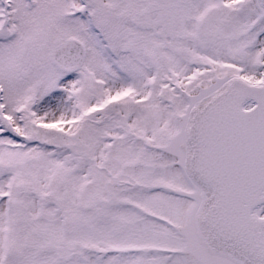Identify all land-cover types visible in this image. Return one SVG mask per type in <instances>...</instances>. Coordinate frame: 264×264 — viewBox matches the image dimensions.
I'll return each instance as SVG.
<instances>
[{
	"label": "snow or ice",
	"instance_id": "6c2138e0",
	"mask_svg": "<svg viewBox=\"0 0 264 264\" xmlns=\"http://www.w3.org/2000/svg\"><path fill=\"white\" fill-rule=\"evenodd\" d=\"M0 264H264V0H0Z\"/></svg>",
	"mask_w": 264,
	"mask_h": 264
}]
</instances>
